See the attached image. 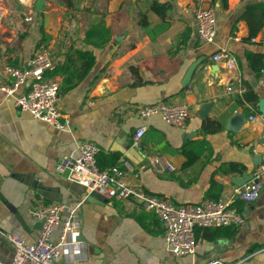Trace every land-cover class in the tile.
Returning a JSON list of instances; mask_svg holds the SVG:
<instances>
[{"label": "crops", "instance_id": "1", "mask_svg": "<svg viewBox=\"0 0 264 264\" xmlns=\"http://www.w3.org/2000/svg\"><path fill=\"white\" fill-rule=\"evenodd\" d=\"M18 1L23 8L33 0ZM153 1L70 0L69 4V0H46L53 10H60L58 14L63 13L60 25L52 23V39L47 45L54 68L65 61L70 64L67 55L75 56L76 48L86 49L83 38L90 28L103 27V36L95 38L109 39L103 46L89 45L97 56L96 64L75 88L59 96L61 110L71 118L69 131L34 118L1 89L11 83L4 68H25L38 50L34 34L4 23L7 6L0 2L6 13L0 26V231L36 242L41 230V220L32 213L36 200L62 201L71 208L79 206L82 225L72 238L79 251L62 258L61 264H206L213 258L264 264V247L251 251L256 245L264 246V188L257 200L236 203L245 217L243 224L199 229L195 254L176 255L167 246L158 217L140 201H108L102 195L91 199L93 193L88 194L85 186L56 170L64 156H78L79 143L89 140L101 148L98 155L102 158L117 154L119 159L131 160L135 166L132 181L149 193L168 195L177 203H193L212 198L207 197L212 180L217 182L213 194L219 191V184L220 195L228 194L234 177L253 173L260 157L264 161L261 113L252 114L257 119L247 120L237 132L226 129L228 120L244 109L232 100L234 93H242L244 81L264 97L245 57L246 50L264 52V42L244 41L248 25L239 20L248 3L261 0H227V6L222 0H159L171 4L166 12L170 26L155 37L140 23L142 15L147 16L150 28L161 22L151 9ZM206 6L217 13V36L213 43L201 44L193 13ZM256 37L264 38V27ZM222 48L237 59L238 68L230 73L223 63L213 60ZM194 65L191 79L184 85ZM65 76L51 77L62 83ZM27 86L16 93L25 92ZM158 101L188 103L191 115L186 125H168L160 115L144 117L138 112L140 106ZM212 101L208 117H201L197 110ZM207 119H216L224 127L207 134L203 130ZM140 127L146 133L138 148L133 137ZM157 152L168 157L174 171L156 172L149 160ZM229 162H239L242 172H222V164ZM60 234L58 226L51 240L58 241ZM13 254L12 244L0 233V259L10 262Z\"/></svg>", "mask_w": 264, "mask_h": 264}, {"label": "built area", "instance_id": "2", "mask_svg": "<svg viewBox=\"0 0 264 264\" xmlns=\"http://www.w3.org/2000/svg\"><path fill=\"white\" fill-rule=\"evenodd\" d=\"M207 1L213 2V0ZM5 16L4 8L0 7V26ZM193 16L199 42L213 43L217 36L218 23L215 8L199 7L194 10ZM252 40L264 42V38L254 37ZM213 60L223 63V69L227 73L238 68L237 59L226 48L216 52ZM54 66L55 60L49 49L42 46L25 68L11 65L4 68V74L11 83L2 86L1 89L7 98H14L18 108L30 112L34 118L60 130L69 131L72 129L71 118L63 113L59 101L61 82L56 78L45 76L46 70ZM26 84H28L27 90L17 94L16 92ZM258 85L264 89V69L261 70ZM244 90L245 87L240 88L241 92ZM1 108L0 101V112ZM138 112L144 117L160 115L168 125L184 127L191 115V106L184 102L158 101L140 106ZM257 117L249 114L247 120L254 122ZM145 133V127L136 130L133 137L136 147L140 148ZM78 150V156H64L58 162L57 172L85 186L88 194L99 192L108 201L117 198H133L140 201L145 210L153 212L158 217L164 227L163 234L167 246L176 255L195 254L199 247L197 227L243 224L245 217L238 211L236 203L240 200L245 202L257 200L264 188V161H262L253 171V177L249 181L244 184L234 183L228 194L193 203H177L168 195L149 193L141 185L135 184L132 181L135 166L131 160L122 158L110 167L101 168L97 159L101 148L95 142L83 140L79 143ZM149 162L158 173L175 170L174 164L160 152L153 154ZM78 207H68L62 201L48 203L43 199H37L32 213L43 222L38 240L31 243L18 235L0 231L14 248L12 260L5 262L0 259V264H61L62 258L78 252L77 241L72 239L73 234H76L82 225ZM64 211H67L66 216ZM58 226L61 227L59 240L52 241L51 236ZM206 264H242V262L226 263L213 258Z\"/></svg>", "mask_w": 264, "mask_h": 264}, {"label": "trees", "instance_id": "3", "mask_svg": "<svg viewBox=\"0 0 264 264\" xmlns=\"http://www.w3.org/2000/svg\"><path fill=\"white\" fill-rule=\"evenodd\" d=\"M223 5L227 6L228 1L222 0ZM70 4V0H69ZM171 4L169 1L160 2L159 0H154L152 2L151 9L152 11L161 19V22L150 28V23L147 20L146 15H142V19L140 21L141 25L146 29L148 34L152 37L156 35H161L169 29L170 23L167 20L166 12L170 9ZM239 20H245L248 25V36L244 38V41L254 43L253 38L258 35V33L264 27V0L254 3H248L245 6L244 12L240 15ZM40 40L37 46H41L44 44L47 46L52 39V35L45 30L43 24L40 25ZM103 27L97 26L90 28L85 33V38L83 41L88 45L86 49L82 47L76 48L74 50V54H68V61L70 60V64H67V61L60 63L53 69H48L45 72L46 77H51L58 73H66V76L61 83V88L59 91V96L61 94L67 93L69 90L75 88L79 82L84 80L94 65L96 64L97 56L95 52L90 48L89 45H93L95 47L105 45L109 39L96 37L95 36H103L104 31ZM245 57L249 63L251 70L254 72L255 79L258 81L261 76V70L264 69V52H255L251 50L245 51ZM68 65V66H66ZM243 86L245 90L242 93H234L232 95V100L236 101L240 106L246 108L250 114L260 113L259 111V101L261 99V95L256 91L254 85L250 82L244 81ZM223 124L216 119H207L203 122V130L205 133H214L223 128ZM190 140H188L189 142ZM101 158L98 155V164L101 168H107L115 164L119 160V155L110 154L105 155L104 162L101 161ZM191 162V161H190ZM222 172L226 173H240L242 172V166L239 162H229L222 164L221 166ZM217 182L214 180L211 181V186L208 189L207 197L217 198L220 195V190L222 189V185L219 184V191L213 194V190L215 188ZM205 227H197L196 235L198 237L199 229ZM215 229H220L223 227H213ZM264 247L263 245H256L252 248V252L256 251L258 248Z\"/></svg>", "mask_w": 264, "mask_h": 264}, {"label": "rangeland", "instance_id": "4", "mask_svg": "<svg viewBox=\"0 0 264 264\" xmlns=\"http://www.w3.org/2000/svg\"><path fill=\"white\" fill-rule=\"evenodd\" d=\"M37 1L38 0H33L31 5L22 8L19 5L20 2L18 0H0V2H3L5 7L7 6V17L5 18L4 23L14 27L16 31L22 30L24 32L34 34L36 37L35 44H38L40 40V25L43 24L45 30L50 33V31L54 30L52 23L54 21L56 22V24H54V27L58 26V23L60 25V22L62 21L59 20V18H61V16L63 15V13L58 14L61 13L59 12L60 10H53V6L48 5L46 3V0L44 1V6L46 8H43V10H37ZM52 3L54 4V2ZM37 44L35 45L36 51L39 50L42 46H45L44 44H42L41 46H37Z\"/></svg>", "mask_w": 264, "mask_h": 264}, {"label": "water", "instance_id": "5", "mask_svg": "<svg viewBox=\"0 0 264 264\" xmlns=\"http://www.w3.org/2000/svg\"><path fill=\"white\" fill-rule=\"evenodd\" d=\"M44 1L45 0H38L36 3V9L37 10H43V8H46L44 6ZM196 65H194L193 67L190 68V70L187 73V76L184 79V85H187L188 82L191 79V76L195 70ZM214 102H207L204 103L202 107L199 108V110H197V112L200 114L201 117L203 118H207L208 117V113L211 109V107L213 106ZM259 111L262 114V118L264 119V97H262L259 101ZM250 112L244 108L241 112L235 114L234 116H232L229 120L228 123L226 124V129L232 132H237L238 130H240V128L242 127L243 124H245L247 122V116H249ZM186 137H189V134H186ZM262 158L260 157L259 160H255L256 164L258 165L260 162H262ZM253 177V173H249V172H245L243 173L241 176H236L233 179V182L236 184H244L247 181H249L251 178ZM101 196V194L99 192H94L90 198L92 199L94 198H99ZM43 222L41 221V228H42Z\"/></svg>", "mask_w": 264, "mask_h": 264}]
</instances>
